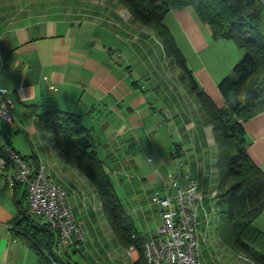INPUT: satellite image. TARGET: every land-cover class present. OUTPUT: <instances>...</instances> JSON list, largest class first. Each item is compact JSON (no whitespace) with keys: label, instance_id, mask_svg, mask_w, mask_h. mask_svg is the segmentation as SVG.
Wrapping results in <instances>:
<instances>
[{"label":"crops","instance_id":"1","mask_svg":"<svg viewBox=\"0 0 264 264\" xmlns=\"http://www.w3.org/2000/svg\"><path fill=\"white\" fill-rule=\"evenodd\" d=\"M164 24L201 88L222 108L219 83L245 51L232 41L214 40L192 8L171 11ZM181 75L158 33L117 0H0V90L14 102L16 132L32 126L35 137L32 152L23 155L0 120V147L11 146L31 168L36 157L68 193L85 233L82 251L66 248L72 263L136 264L140 255L130 256L120 244L76 160L38 124L37 116L49 110L73 113L90 130L142 236L152 239L162 230L154 194L174 180L184 184L189 175L198 188L200 264H252L220 238L214 129ZM245 130L248 153L264 173V112L248 120ZM14 192L0 176V264H39L29 240L12 227ZM254 225L264 233V214Z\"/></svg>","mask_w":264,"mask_h":264},{"label":"trees","instance_id":"2","mask_svg":"<svg viewBox=\"0 0 264 264\" xmlns=\"http://www.w3.org/2000/svg\"><path fill=\"white\" fill-rule=\"evenodd\" d=\"M117 1L136 21L158 33L167 56L179 66L181 79L189 83L190 91L196 95L207 121L213 126L218 148L221 240L255 264H264V233L254 225V221L264 214V173L248 153L245 130L248 120L264 112V23L260 19V8L248 14L254 1L259 0ZM188 8L194 9L201 22L210 28L214 40L232 41L245 51L232 74L219 83V91L225 100L222 108H218L201 88L170 29L164 24L171 11ZM253 18L260 20L254 24ZM37 120L54 136L60 151L76 160L78 169L93 185L120 244L125 248L135 247L140 255L136 264H146L144 247L147 239L138 231L117 195L111 174L98 154V142L90 130L75 114L68 112L49 110L38 115ZM24 159L29 163V159ZM31 159L35 175L41 165L36 157ZM14 191L17 214L12 227L29 240L37 252L39 264H76L70 261L68 252L64 256L58 254L57 232L29 213L27 186L17 184Z\"/></svg>","mask_w":264,"mask_h":264},{"label":"built area","instance_id":"3","mask_svg":"<svg viewBox=\"0 0 264 264\" xmlns=\"http://www.w3.org/2000/svg\"><path fill=\"white\" fill-rule=\"evenodd\" d=\"M259 1L264 6V0ZM13 108L9 94L0 90V120L3 123L13 125ZM0 176L11 189L17 184L27 186L29 213L57 232L60 256L66 254V248L76 252L85 248V233L72 212L69 195L49 179L44 166L41 165L34 175L30 164L18 152L3 145L0 147ZM174 176L170 174L169 178L174 180ZM183 179L182 185L177 180L170 187L165 184V190L156 192L152 198V204L161 209L162 230L158 237L146 240V264H200L197 182L189 175ZM137 251L130 247L128 254L132 256Z\"/></svg>","mask_w":264,"mask_h":264},{"label":"rangeland","instance_id":"4","mask_svg":"<svg viewBox=\"0 0 264 264\" xmlns=\"http://www.w3.org/2000/svg\"><path fill=\"white\" fill-rule=\"evenodd\" d=\"M260 6H261V4H260L259 1H256V2L254 1L253 5H252V8L248 12V14H252L254 11H256L257 8H260V11H261V14H262L260 19H262V22L264 23V11H263V9ZM260 19L253 18L252 23L255 24ZM262 33H264V32H262ZM5 125L7 126V129L8 130L10 129V131H11V136H12L11 138H12L15 146L21 151V153L23 155H29L32 152L33 146L35 145V137L33 136L34 132H33L32 126L28 127L27 129H23L21 132L18 133V132H16V128L14 126H12V124L5 123ZM216 178H218V175H216ZM116 186H117L118 195H119L120 199H122V202L125 204V202H126L125 201V197L121 193V187H120V185H119L117 180H116ZM225 246H227V245H225ZM228 248H230V247H228ZM230 249L232 251H234L236 254H238V256L240 257L241 260L249 261L252 264H255L253 261L248 259L245 255L236 252L232 248H230Z\"/></svg>","mask_w":264,"mask_h":264}]
</instances>
